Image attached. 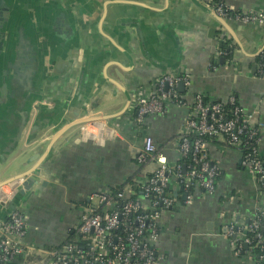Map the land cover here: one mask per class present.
<instances>
[{
    "label": "crops",
    "instance_id": "crops-1",
    "mask_svg": "<svg viewBox=\"0 0 264 264\" xmlns=\"http://www.w3.org/2000/svg\"><path fill=\"white\" fill-rule=\"evenodd\" d=\"M5 1L10 11L5 26L12 29L15 47L0 60V111L27 108L19 104L20 99H11L9 93H17L16 86H2L8 83L3 78L9 68L14 83L22 79L30 108L38 103L44 107L39 113L32 111L19 148L1 166L0 180L21 171L18 161L30 156L33 127H43L37 137L45 141V150L66 119L120 113L90 122L97 124V134L106 133L107 125L116 128L110 130L113 137L97 142L84 136L80 124L58 138L41 168L40 182L46 184L35 186L21 202L27 215L26 241L31 245L62 244L79 224L91 192L119 186L136 174L135 155L146 134L154 137L158 150L171 162L177 161L173 141L196 93L222 101L233 94L246 110L258 111L264 120V75L258 73L264 23L228 20L230 32L193 0ZM217 1L241 12L264 9V0H200L212 9L211 3ZM21 33L25 46L19 53ZM220 35L228 39L231 54L221 49ZM52 65L65 72L50 78ZM163 73L191 76V85L183 91L179 88L186 103L172 105L167 114L148 116L144 125L134 126L135 95L148 90ZM208 151L220 169L216 191L195 189L191 203L182 200L162 213L158 242L162 264H254L245 255L234 254L225 229L231 221L248 224L256 207H264V191L258 190L256 179L242 165L238 149L214 143ZM260 151L264 158V138ZM155 166L152 162L146 170ZM8 211L0 204V221ZM30 259L41 261V256L21 254L11 264H27Z\"/></svg>",
    "mask_w": 264,
    "mask_h": 264
},
{
    "label": "built area",
    "instance_id": "built-area-1",
    "mask_svg": "<svg viewBox=\"0 0 264 264\" xmlns=\"http://www.w3.org/2000/svg\"><path fill=\"white\" fill-rule=\"evenodd\" d=\"M211 5L225 19L264 23V9L241 12L222 1ZM259 64L258 73L264 75V51ZM191 79L187 73H163L155 77L148 90L135 95L134 126L144 125L148 116L167 114L172 105L185 104L179 85L184 82L188 87ZM96 125L82 124L84 136L97 142L114 136L110 130L116 128L107 125L106 133L99 135ZM263 138L264 120L259 118L258 111L246 110L233 94L222 101L208 99L198 92L185 116L182 131L173 141L178 151L177 161L171 162L165 152L158 150L154 137L146 134L135 155L138 167L145 165L141 172L119 186L91 192L79 224L56 247L29 244L27 215L21 207L15 208L0 224V264H10L21 254L41 256V261L30 259L27 264H162L164 255L158 252L162 213L179 203L178 192L186 194L184 202L191 203L195 189L216 191L220 169L209 155V145L219 143L238 149L242 165L263 192L264 158L260 151ZM152 162L156 166L146 170ZM14 192L15 186L3 198H12ZM225 230L234 254L245 255L254 264H264V207L260 204L256 207L248 224L231 221Z\"/></svg>",
    "mask_w": 264,
    "mask_h": 264
},
{
    "label": "water",
    "instance_id": "water-1",
    "mask_svg": "<svg viewBox=\"0 0 264 264\" xmlns=\"http://www.w3.org/2000/svg\"><path fill=\"white\" fill-rule=\"evenodd\" d=\"M110 1V0H109ZM115 1V0H113ZM111 2V1H110ZM194 3H196L202 10L205 12L211 14L214 16L221 24L224 26L228 31H231V28L229 26V23L227 22L228 19H225L221 16H219L210 6L207 4H203L200 2V0H193ZM9 3H7L5 0H0V60L5 55H10V51H13L14 41H13V34L12 29L6 28V23H9L10 21V11H9ZM131 22V21H129ZM127 22V24L129 23ZM139 30V27L137 25L136 27ZM140 33V32H139ZM128 36V34H127ZM20 45L18 47L19 53L24 49L25 46V40L23 37V34L20 35V40L18 42ZM264 47V46H263ZM262 47V49H263ZM261 49V51H262ZM261 51L259 53H261ZM22 54V53H21ZM258 55V54H257ZM222 61H224V58H222ZM5 66L7 69L11 67V57L9 59H6ZM64 69L59 70L58 68H55L52 65V69L50 71V78H55L59 74H63L65 71ZM7 73H5V79L8 81V83L2 84L3 87H6V85H12L13 87H17V93H9L10 97H13L11 99H20V105L27 106V108H23L21 110H7V111H0V113H4L2 121L3 126H0V172L2 169V165L6 164L9 157L12 155V153L17 150L21 144V141L23 139V136L27 130V127L30 122V118L32 115V111L37 110L38 113L42 111L44 106H41V104H36L35 107L30 108L31 104L29 102H26V93L24 89L22 90L23 81L21 78L18 79L17 82H13V79L10 78V68L6 70ZM31 72L34 71L33 68L30 70ZM63 71V72H61ZM21 88V89H20ZM179 88L181 91L185 89L184 82H181L179 85ZM20 89V90H19ZM35 90V89H34ZM7 94V95H9ZM28 94V93H27ZM6 95V96H7ZM39 99V95H38ZM15 101V100H14ZM85 111H87L88 114H90V109L87 106H84ZM20 111L21 115L19 114L17 117L14 116V113ZM12 114V115H11ZM40 115V114H38ZM120 113L115 114H108V115H97V116H84L83 118L71 117L69 120H64V123L66 125L62 128V130L55 135L52 140L50 141V144H48V148L44 150L43 144L45 141L42 138L37 137V133H39L40 130H42L43 127H39V125L33 127L32 132L33 136L29 139V142H32V150L30 152H27V155H30L28 158H20L18 161L21 171L16 172L12 176L6 177L2 180H0V199L5 200L4 194L6 193V190L4 191V187L9 186L11 184H15V192L12 198L0 201V204L5 206L7 209H9L6 218L8 217L9 213L13 211L15 208L21 207L23 201L27 199V196L34 192V187L38 184H46V182H40V175H41V168L44 163V161L48 158L50 153L52 152V149L54 145L56 144V141L58 138H60L66 131L69 129L76 127L80 124H84L91 121H97L102 119H111L119 116ZM44 150L41 154L40 151ZM186 194L181 195V200L179 201V205L182 202V200L186 199ZM19 198V201H18ZM22 200V201H20ZM6 218L2 221H0V224L6 220Z\"/></svg>",
    "mask_w": 264,
    "mask_h": 264
},
{
    "label": "trees",
    "instance_id": "trees-1",
    "mask_svg": "<svg viewBox=\"0 0 264 264\" xmlns=\"http://www.w3.org/2000/svg\"><path fill=\"white\" fill-rule=\"evenodd\" d=\"M217 2H220V1H217ZM220 37H221V40L219 42V45H220L221 49L223 50V52H226L227 54H229V53L231 54L230 49L232 50V48H229L228 47V39L225 36H223V35H220ZM144 166L145 165L139 166V169H138L137 173L134 174L133 176H131L130 178H128V180L130 181V180H132V178H134L135 176H137L140 173V171L144 168ZM217 180H218V178H217ZM180 198H181V196H180ZM247 249H248V247L246 248V250Z\"/></svg>",
    "mask_w": 264,
    "mask_h": 264
}]
</instances>
